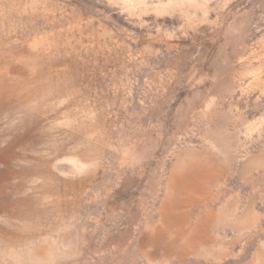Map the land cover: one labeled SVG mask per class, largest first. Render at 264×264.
<instances>
[{
  "label": "rangeland",
  "instance_id": "1",
  "mask_svg": "<svg viewBox=\"0 0 264 264\" xmlns=\"http://www.w3.org/2000/svg\"><path fill=\"white\" fill-rule=\"evenodd\" d=\"M0 264H264V0H0Z\"/></svg>",
  "mask_w": 264,
  "mask_h": 264
},
{
  "label": "bare ground",
  "instance_id": "2",
  "mask_svg": "<svg viewBox=\"0 0 264 264\" xmlns=\"http://www.w3.org/2000/svg\"><path fill=\"white\" fill-rule=\"evenodd\" d=\"M202 176V173L198 170H196V173L194 174L192 181L199 180Z\"/></svg>",
  "mask_w": 264,
  "mask_h": 264
}]
</instances>
